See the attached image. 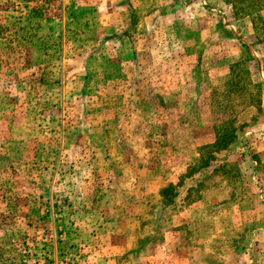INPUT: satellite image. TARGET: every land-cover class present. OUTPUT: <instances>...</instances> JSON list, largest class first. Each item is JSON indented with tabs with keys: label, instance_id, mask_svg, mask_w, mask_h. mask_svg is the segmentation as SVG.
Here are the masks:
<instances>
[{
	"label": "rangeland",
	"instance_id": "1",
	"mask_svg": "<svg viewBox=\"0 0 264 264\" xmlns=\"http://www.w3.org/2000/svg\"><path fill=\"white\" fill-rule=\"evenodd\" d=\"M249 3L0 0V264H264Z\"/></svg>",
	"mask_w": 264,
	"mask_h": 264
},
{
	"label": "trees",
	"instance_id": "2",
	"mask_svg": "<svg viewBox=\"0 0 264 264\" xmlns=\"http://www.w3.org/2000/svg\"><path fill=\"white\" fill-rule=\"evenodd\" d=\"M225 1L230 3L233 6L235 13L238 15H248L249 13L253 12L252 9L250 11L245 10V8L251 7L249 0H242V1L225 0ZM251 1H254V0H251ZM258 20L261 22L260 26L257 23H254V27H255L257 32H259V30L263 31L264 30V18L259 15ZM225 132H226V130H223V133H220V134L218 133V146H219V148L225 147L234 138L233 135L231 137L225 138L226 137Z\"/></svg>",
	"mask_w": 264,
	"mask_h": 264
}]
</instances>
